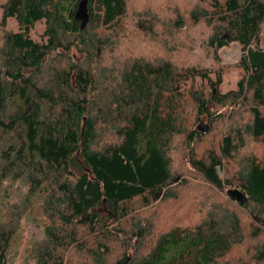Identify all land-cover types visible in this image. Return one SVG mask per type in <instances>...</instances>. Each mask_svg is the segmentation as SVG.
Wrapping results in <instances>:
<instances>
[{
	"label": "trees",
	"instance_id": "obj_1",
	"mask_svg": "<svg viewBox=\"0 0 264 264\" xmlns=\"http://www.w3.org/2000/svg\"><path fill=\"white\" fill-rule=\"evenodd\" d=\"M80 1L2 0L0 4V27L7 19L17 26L3 35L0 45V131L13 136L11 146L0 153V181L12 176L22 178L30 191L42 186L46 224L43 242L34 251L37 263L69 264L67 255L81 249L74 245L76 232H93L100 226L108 234L119 233L115 240L121 250L112 258L109 248L98 244L78 264H264V242L248 247L250 263L242 258L225 261L233 247L244 246V228L223 206L211 208L192 227L177 225L155 236L147 221L134 222L130 236L118 227L108 228L118 221L121 202L146 193L176 198L169 191L174 182L170 148L175 137L182 138L196 176L217 190L233 186L230 189L239 191L246 202L239 205L227 197L228 201L246 210L250 227L264 224V116L260 112L264 50L257 44L264 29V0H196L198 5L189 9L190 18L200 16L212 30L207 48L239 46L236 64L241 76L235 90L223 94L218 91L220 71L209 80L205 68H178L169 56L152 61L128 56L105 69L92 63L95 49L108 48L107 41L123 32L126 0H86L88 19L83 29L73 17ZM146 1L143 12L135 13L142 30L156 40L153 33L161 23L165 37L174 40L173 31L181 24L176 6L181 0L170 5ZM167 6L170 10L162 11ZM37 23L43 28L34 41L29 33ZM70 51L83 54L96 70L99 84L87 69L80 70L70 61L51 59L43 70L51 53ZM196 79L202 83L196 85ZM185 98L194 110L192 121L205 119L208 132L221 115L214 108L225 103L233 111L244 105L248 122L228 129L216 148L194 158L192 145L204 134L196 127L185 130ZM248 141L262 154L240 158L235 177L225 185L217 168ZM9 237L0 225V264H5Z\"/></svg>",
	"mask_w": 264,
	"mask_h": 264
},
{
	"label": "rangeland",
	"instance_id": "obj_2",
	"mask_svg": "<svg viewBox=\"0 0 264 264\" xmlns=\"http://www.w3.org/2000/svg\"><path fill=\"white\" fill-rule=\"evenodd\" d=\"M159 1L169 5L175 2V0ZM1 3L2 0H0ZM146 5H148L146 0H126L128 19L124 22L123 32L114 35L112 42L107 41L111 43V47L107 48L105 46L101 49H95L94 61L92 63L96 62L101 68L105 69L112 66L115 61L123 62L128 56H136V58H141L144 61H152L154 57L166 59L169 56L171 62L178 68H205L209 80L214 78V72L220 71L219 93L223 94L235 90V83L241 76L240 69L236 64L241 55L239 46L237 43H230L226 47L223 46L215 50L207 48L206 41L212 30L200 16L196 15L194 18H190L188 15L189 9L198 5L196 0H181L176 5L177 10H179L181 21L179 22L181 24L177 25L176 31H173L175 35L174 40H172L170 35L168 36L169 38L165 37L164 28L159 26L161 23L156 26L158 29L153 33L157 38L156 40L152 37V33L145 34V30H142V25L138 21V15H135V13L139 14L143 12V8ZM171 7L173 8V6ZM165 10L169 11V6L162 11ZM149 11L157 13L152 8H149ZM42 28V24H35L33 29L30 30V38L34 41L37 40ZM16 30L17 26L13 19H7L5 25L0 27V45L4 34ZM259 36L260 39L257 44L260 49L264 50V29H261ZM161 42H165L166 45L161 44ZM58 52L60 53L61 51ZM59 53L54 52L49 55V58L45 61L43 70L48 66L51 59H60L65 62L70 61L80 70L87 69L95 80V84L100 83L96 80L98 78L96 70L93 66L87 64L88 61L83 58V54L73 51L65 55ZM195 83L197 85L198 83H202V81L196 79ZM185 102L186 105L183 109L186 122L185 130H192L196 126H207L206 122H204L205 119L201 118V122L197 123L192 121L194 110L190 106L189 98H185ZM243 106H239L235 111L229 109L226 103L223 107L216 106L214 111L220 112L221 115L214 121L212 130L208 132L206 129L202 133L204 136L192 145L191 156L194 158L202 157L210 148H216L220 144L222 133L228 131V129L246 124L248 122V113L246 110H242ZM10 111L11 108L9 109ZM260 112L264 116V107H260ZM188 117L189 119L187 120ZM12 137L11 134L5 136L0 131V153L3 152L2 150H5L3 148L11 146L9 139ZM106 139L109 141L110 137ZM181 140L175 137L172 140L170 148V156L172 158L170 171L174 182L172 181L169 191L175 194L176 196L174 197L176 198L172 200L170 198L167 199L166 196L160 193L153 196L146 193L143 197L121 202L117 206L118 221L109 225L108 228L118 227L122 233L130 236L133 232L132 226L134 222L147 221L151 223L152 233L155 236L161 231L177 225L192 227L198 224L199 219L211 208L223 206V208L233 212L240 219L242 229L244 228V246L233 247L230 254L226 256L225 261H234L242 258L246 260V263H250L247 249L250 245L256 244L255 242H264V224L260 225L259 223L253 228L250 227L247 222L248 215L246 214V210H239L234 203L228 201L226 190H231L230 188L233 186H230V188L225 186L223 190H217L196 176V173L189 165L190 153L186 152L180 142ZM262 152L257 145L252 144V141H248V145L244 149L228 158L222 159L220 168H217L218 176L223 183L229 182L230 179L235 177L239 169L240 158L249 153L261 155ZM231 182L235 184L234 180H231ZM43 199L42 186L30 191L28 184L22 178L15 179L12 176H5L1 179L0 225L5 227L10 233L5 250V264H38L34 251L39 244H42L44 239L43 227L46 224V219L42 210ZM259 229L263 230V232ZM105 231L100 226L95 228L93 232L87 229L78 230L74 245L81 249L78 253L72 250L73 256L67 255L65 263L78 264L85 262L88 259L87 252L89 253V251L98 249V244L109 248L112 258L116 257L121 250L116 245L117 241L115 240V236L119 233L110 232L108 234ZM253 233L257 234V237L253 238L251 235ZM132 238L131 240L134 241L133 236ZM128 256L130 257V255Z\"/></svg>",
	"mask_w": 264,
	"mask_h": 264
},
{
	"label": "water",
	"instance_id": "obj_3",
	"mask_svg": "<svg viewBox=\"0 0 264 264\" xmlns=\"http://www.w3.org/2000/svg\"><path fill=\"white\" fill-rule=\"evenodd\" d=\"M85 5H86V0H81L78 3L77 8L74 12V16H73L74 20H76L79 23L80 29H83L86 26L87 19H88ZM206 129H207V126H203V127L196 126V130L202 133H204ZM227 197L230 200L235 201L239 205H244L246 202V199L243 197V195L236 189L229 190L227 192Z\"/></svg>",
	"mask_w": 264,
	"mask_h": 264
}]
</instances>
